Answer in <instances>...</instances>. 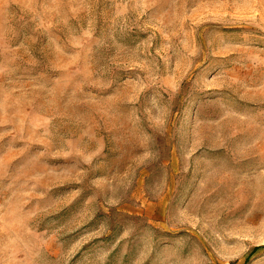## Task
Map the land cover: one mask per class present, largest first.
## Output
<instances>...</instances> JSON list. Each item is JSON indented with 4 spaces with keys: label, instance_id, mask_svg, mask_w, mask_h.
I'll use <instances>...</instances> for the list:
<instances>
[{
    "label": "rangeland",
    "instance_id": "1",
    "mask_svg": "<svg viewBox=\"0 0 264 264\" xmlns=\"http://www.w3.org/2000/svg\"><path fill=\"white\" fill-rule=\"evenodd\" d=\"M0 264H264V0H0Z\"/></svg>",
    "mask_w": 264,
    "mask_h": 264
}]
</instances>
